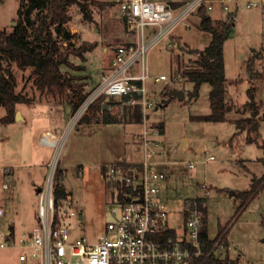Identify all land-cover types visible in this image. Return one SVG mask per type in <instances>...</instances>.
I'll return each instance as SVG.
<instances>
[{"label":"rangeland","instance_id":"rangeland-1","mask_svg":"<svg viewBox=\"0 0 264 264\" xmlns=\"http://www.w3.org/2000/svg\"><path fill=\"white\" fill-rule=\"evenodd\" d=\"M99 1L115 4L105 9L92 6L94 21L91 23L83 20L77 7H71V20L67 24L69 30L78 28L81 31L83 41L97 42L95 48L85 55L84 62L72 58V62L83 70L71 71L70 74L77 76L89 93L110 67L116 48L132 39L117 0ZM193 1L173 0L179 3L176 12ZM19 8L20 0H4L0 4V29L11 31L18 25ZM210 12L213 19H225L226 14L222 11ZM14 21L17 22L12 24ZM198 23L199 19L193 14L183 19L151 45L144 56L151 77L145 81L146 94L154 102L153 108L146 112V123L161 128L160 135L156 137L157 146L150 148L154 151L153 159L159 162L156 170L165 176L161 201L169 212L168 224L174 227L182 219L186 200L204 198L208 239L214 240L223 232L231 259L237 260L238 264H264V188L246 204L238 196L249 189L252 176H262L263 167L259 162L262 152L255 144L245 143V132L236 134L232 121L242 116L234 111L226 113L225 122L198 120V117L210 113L211 87L208 83L202 84L198 97L191 100L189 94L193 85L180 77L178 68L188 65L196 57L195 53H187L180 47L187 43L186 50H202L210 41V36L199 30ZM88 24L96 28V32L89 31ZM146 34L147 43L151 28H147ZM176 36L183 38L180 47L167 49L169 40L178 38ZM80 43L74 39L75 47ZM103 47L107 53L103 52ZM254 53L264 56V17L260 9H245L240 5L234 31L225 47L226 101L238 107L247 100V86L243 83L247 74L244 61ZM3 63L15 77L16 91H22L31 98L33 105H19L27 124L21 122V118L15 125L0 122V207L3 210L0 229L7 232L9 225L14 223L16 237L28 231L34 213L37 214L39 190L46 187L48 178H52L53 185L55 169L59 166L63 170L62 183L68 192L69 208L83 217L75 221L71 237L84 236L92 242L97 240L105 233L106 224L113 220L111 211L119 210L116 201L119 186L109 176L108 167L121 162L138 163L143 158V150L137 140L143 114L136 121L135 108L129 110L124 107L121 114L120 104L112 100L110 102L118 104L119 110H115L114 117L121 114V124L77 125L84 112L78 110L71 115L69 107L55 104L52 98L35 90L30 70L20 71L14 64ZM255 68L264 73V59L258 60ZM130 73H140V62ZM161 74L166 75L167 81L154 82L153 78ZM257 85L256 100H264V82ZM172 89L181 90L184 99L180 101L173 97L165 105L164 95ZM3 115L4 109L0 106V119ZM261 115L259 138L264 140V110ZM46 130L56 136V139H51L53 144L42 142ZM182 139H185V144ZM209 156L213 160H208ZM12 180L15 186L11 185ZM202 184L210 191L208 195ZM3 185L7 187L3 188ZM65 200L61 201L65 203ZM224 251L221 249L223 255L226 254ZM18 253V248L0 249V264H17Z\"/></svg>","mask_w":264,"mask_h":264},{"label":"built area","instance_id":"built-area-1","mask_svg":"<svg viewBox=\"0 0 264 264\" xmlns=\"http://www.w3.org/2000/svg\"><path fill=\"white\" fill-rule=\"evenodd\" d=\"M116 3L132 39L116 48L110 67L79 111L83 113L93 101L103 97L105 102L117 100L121 114L124 107L129 110L139 107L143 114L142 129L137 134L142 160L108 167L109 176L119 186L116 200L119 210L111 211L113 220L106 224L105 233L97 240L92 242L84 236L72 238L75 221L82 219L69 208L67 199L55 205L52 178H48L46 187L39 190L37 220L31 230L16 237L0 229V249L18 248L17 264H219L217 260L231 259L227 254L229 246L221 236L206 248L201 237L205 227V202L201 198L186 200L180 223L174 227L168 224L169 212L161 201L165 176L156 170L159 162L153 159L154 151L150 150L157 146L156 137L161 128L146 123V112L153 108L154 102L146 94L145 81L151 77L144 56L151 45L183 19L197 13L200 7L207 12L218 8L229 14L236 13L242 5L245 9H260L264 16V0H194L179 12H176L178 6L169 1L117 0ZM147 28H151V34L146 43ZM172 47L174 44L169 41L166 48ZM138 62L140 73H130ZM153 80L167 81V77L161 74ZM135 94L140 98L135 99ZM121 114L116 117L118 120ZM53 138L56 139L46 132L42 142L51 144ZM208 160L213 157L209 156ZM205 190L208 195L210 191Z\"/></svg>","mask_w":264,"mask_h":264},{"label":"trees","instance_id":"trees-1","mask_svg":"<svg viewBox=\"0 0 264 264\" xmlns=\"http://www.w3.org/2000/svg\"><path fill=\"white\" fill-rule=\"evenodd\" d=\"M1 3L3 0H0ZM114 4L96 0H20L18 25L11 31L0 29V106L4 109V115L0 119L2 124L15 122L18 105H33L31 98L22 91H16L15 77L4 66V61L14 64L20 71L30 70V78L35 90L41 95L45 94L52 98L53 103L69 107L71 115L79 110L89 92L85 91L84 85L77 76L70 74L71 71L83 70L81 66L72 62V58L84 62L85 55L92 51L96 45L82 41L79 46H74L73 40L76 36L67 28V24L71 20L69 9L77 7L83 20L92 22L90 6L95 5L105 9ZM197 15L199 18L198 28L210 36V41L204 49L195 53L196 57L193 61L178 68L180 77L193 85L189 94L191 100L198 97L202 84L208 83L211 87L209 92L210 113L198 117V120L221 123L226 121L227 112L234 111L242 116V118L232 121L237 130L236 134L245 132V143L255 144L261 150L262 157L259 162L263 167L262 176L259 178L252 176L249 189L238 195L243 204H246L264 188V140L259 138L263 105L262 102L256 100L258 86L254 84L246 89L247 100L240 107L226 101L227 80L223 47L234 31L236 13L226 14L224 20L214 21L207 14L206 9L200 7ZM169 41L174 46L180 47V38H173ZM258 59L260 56L254 54L246 62L245 70L251 80L255 78L254 66ZM234 83L237 84L238 81ZM134 98L139 99L140 97L135 94ZM166 98L167 94L164 95V99ZM126 99L125 97L124 100ZM115 110H119L117 103L105 102L103 97H99L87 107L78 119L77 125L121 123L114 117ZM140 115V108L135 107L136 121H139ZM62 179L63 170L57 166L53 183L55 205L68 197ZM201 201L205 202V199L201 198ZM203 213L205 214V208H203ZM220 236L227 245L225 234L221 232ZM201 237L206 248H209L217 239H208L205 227L202 229ZM217 262L219 264H238L237 260L226 257L217 260Z\"/></svg>","mask_w":264,"mask_h":264},{"label":"crops","instance_id":"crops-1","mask_svg":"<svg viewBox=\"0 0 264 264\" xmlns=\"http://www.w3.org/2000/svg\"><path fill=\"white\" fill-rule=\"evenodd\" d=\"M4 1V0H3ZM96 1H99V0H96ZM173 6H179V3H177V2H173V0H168ZM100 2V1H99ZM2 4V3H1ZM91 7L92 6H90V10H91ZM238 11V10H237ZM212 12H221L218 8H216V9H214ZM209 13H211V12H207V14L209 15ZM223 13V12H222ZM92 15V14H91ZM194 16H196L197 18H198V15H197V13H195V14H193ZM210 16V15H209ZM211 17V16H210ZM226 17V16H225ZM212 18V17H211ZM199 19V18H198ZM212 20H214V21H220L218 18H216V19H213L212 18ZM224 20V19H223ZM94 21V20H93ZM92 21V22H93ZM15 22H17V21H14L13 23H15ZM12 23V24H13ZM91 23V22H90ZM88 30L89 31H91V32H96V28H94V27H91V26H89V24H88ZM73 34H75V39H78V41H80V42H82L83 40L81 39V31L78 29V28H74V29H72V30H70ZM176 37H178V38H180V41L181 42H183V38L182 37H179V36H176ZM228 41V40H227ZM227 41L224 43V47H223V58H224V66H225V76H226V61H225V47H226V43H227ZM85 42H88V41H85ZM73 43H74V40H73ZM89 43H94L95 45H97V42H89ZM186 44V46H187V43H185ZM188 47V46H187ZM103 52L104 53H107V50H106V48L105 47H103ZM255 54V53H254ZM254 54H251L250 55V57L249 58H251ZM248 58V59H249ZM248 59H246V61H244V64L246 65V62L248 61ZM263 60L264 59V56L262 55L261 57H260V59H258V60ZM258 60L256 61V63L258 62ZM256 63H255V66H256ZM255 66H254V71L257 73V75L255 76V78L254 79H249V77H248V74H246V76L244 77V79H243V83L244 84H246V86H247V88L249 87V86H251V85H253L254 83V85H257V83L258 82H260V81H262V82H264V73H263V71H260V70H257V68H255ZM254 72V73H255ZM258 86V85H257ZM95 88V87H94ZM93 88V89H94ZM259 89V88H258ZM260 102H262V105H263V109H262V111L264 110V100H261ZM17 109H18V112L20 113V118H21V122H24L25 124H27V122H28V120H27V118L24 116V114L22 113V110L21 109H19V105L17 106ZM16 122H19V121H17V120H15V122L14 123H10L11 125H15V123ZM121 124V123H120ZM111 125V124H110ZM46 132H49L50 134H52L53 136H55L53 133H51L50 131H48V130H46L45 131V133ZM44 133V134H45ZM139 133V132H138ZM56 137V136H55ZM182 141L184 142V144H185V139H182ZM51 144H53V143H51ZM196 151H199V149H196ZM117 164H125V165H128V164H132V163H126V162H121V163H117ZM10 183H11V185H13V186H15V181L14 180H12V181H10ZM80 218L82 219L83 217H82V215H80ZM36 220H37V214H36V212L34 213V217H33V220H32V222L30 223V226H29V228H28V231L26 232V233H28L30 230H31V228L33 227V225H34V223L36 222ZM7 233H10L12 236H16L17 235V233H16V226L14 225V223H11V225H9V229H8V231H7ZM26 233H23V234H26ZM22 235V234H21Z\"/></svg>","mask_w":264,"mask_h":264},{"label":"water","instance_id":"water-1","mask_svg":"<svg viewBox=\"0 0 264 264\" xmlns=\"http://www.w3.org/2000/svg\"><path fill=\"white\" fill-rule=\"evenodd\" d=\"M181 50L186 51L187 53H197L198 52L197 49L186 50L184 47H182ZM173 97H176L178 100L182 101L184 99V93L181 90L172 89L167 92V98L164 100L163 103L166 105ZM155 109H157V107ZM18 118H20V113L16 112L15 120H17ZM231 195H234V193L232 192Z\"/></svg>","mask_w":264,"mask_h":264}]
</instances>
